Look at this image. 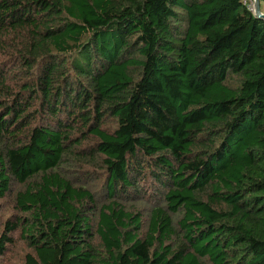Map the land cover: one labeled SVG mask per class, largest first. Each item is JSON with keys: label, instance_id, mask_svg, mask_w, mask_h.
<instances>
[{"label": "trees", "instance_id": "obj_1", "mask_svg": "<svg viewBox=\"0 0 264 264\" xmlns=\"http://www.w3.org/2000/svg\"><path fill=\"white\" fill-rule=\"evenodd\" d=\"M0 200V264H264V18L0 0Z\"/></svg>", "mask_w": 264, "mask_h": 264}, {"label": "rangeland", "instance_id": "obj_2", "mask_svg": "<svg viewBox=\"0 0 264 264\" xmlns=\"http://www.w3.org/2000/svg\"><path fill=\"white\" fill-rule=\"evenodd\" d=\"M9 206L10 205L8 201L2 202L0 200V230L2 228L1 222L9 214ZM22 253H23L22 244L18 241H15L10 252L2 260L5 261V264H17L21 259Z\"/></svg>", "mask_w": 264, "mask_h": 264}, {"label": "water", "instance_id": "obj_3", "mask_svg": "<svg viewBox=\"0 0 264 264\" xmlns=\"http://www.w3.org/2000/svg\"><path fill=\"white\" fill-rule=\"evenodd\" d=\"M253 15L255 16H259V17H262L264 18V13H262L259 9V2L258 0H254V9H253Z\"/></svg>", "mask_w": 264, "mask_h": 264}, {"label": "built area", "instance_id": "obj_4", "mask_svg": "<svg viewBox=\"0 0 264 264\" xmlns=\"http://www.w3.org/2000/svg\"><path fill=\"white\" fill-rule=\"evenodd\" d=\"M241 2L246 7L247 10H249L251 13H253L254 0H241Z\"/></svg>", "mask_w": 264, "mask_h": 264}]
</instances>
